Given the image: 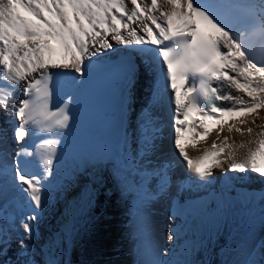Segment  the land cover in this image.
Masks as SVG:
<instances>
[{"label":"snow or ice","instance_id":"6c2138e0","mask_svg":"<svg viewBox=\"0 0 264 264\" xmlns=\"http://www.w3.org/2000/svg\"><path fill=\"white\" fill-rule=\"evenodd\" d=\"M130 3L129 8L125 0H0V199L6 201L0 207V257H7L0 264H64L62 248L75 227L65 224L38 253L36 233L52 200L57 145L77 117L82 77L115 46L130 49L122 62L126 103L134 100L136 59L152 76L151 92L137 115L131 144L125 133L122 149L86 164L98 171L107 167L124 190L137 192L134 217L143 254L153 253L147 206L167 196L173 185L183 186L179 161L188 176L202 180L215 178L213 169L225 162L222 174H237L231 179L244 181L250 173L264 179V127L256 147L239 160L234 151L225 152L231 148L227 137L195 159L184 144L186 138L206 140L225 125L229 131H253L237 125L248 123L249 116L255 123L264 109V0ZM166 96L174 105L173 155L164 149ZM90 180L103 183L97 172ZM257 198L261 209L247 212L245 240L236 245L243 257L230 250L224 264H264V192L253 194L250 207ZM8 203L21 209L18 225ZM13 231L18 232L15 259L8 257ZM178 238L169 227L168 241L175 244ZM146 264L179 262L164 258Z\"/></svg>","mask_w":264,"mask_h":264},{"label":"bare ground","instance_id":"6f19581e","mask_svg":"<svg viewBox=\"0 0 264 264\" xmlns=\"http://www.w3.org/2000/svg\"><path fill=\"white\" fill-rule=\"evenodd\" d=\"M125 3L128 6L130 0H125ZM147 3L150 4V0ZM142 74V77H152L144 71L143 65ZM225 91H231L232 95H239L235 90L225 89ZM165 98L168 100L167 96ZM167 104L169 107L167 111L173 114L174 105L168 102ZM223 104L231 105L232 101H223ZM253 119V116H249L247 117L248 123L237 125L241 129L252 128L251 133L246 130L243 132L229 131L228 126L225 125L223 132L215 129L206 140L199 138L195 141L187 140L184 144L188 155L195 159L201 156L205 149L211 150L214 141L219 144L227 137V143L231 145V148H226L225 152L234 151L236 159L239 160L246 155L249 148L256 147V141L260 138L259 134L264 127V109L259 110V116L255 123L252 122ZM133 120L132 117L126 119L125 130L132 128ZM165 132L167 138L164 139V148L165 146L172 147L173 129L171 123H166ZM241 144L244 145L243 148L239 147ZM221 159L223 160V156ZM86 161L84 159L79 162L67 161L54 168L55 187L51 203L45 213L46 218L43 217L42 220L44 223L36 243L37 252L41 246H46V242L58 229L63 230L64 225L69 223L75 227V232L72 234V239H68L62 248L60 258L64 264H146L149 259H164L162 254L165 250H169L166 259L177 261L179 264H224L225 260L229 259L226 253L236 249V245L242 244L245 240L244 223L249 202L233 200L230 196L227 203L224 197L220 199L219 214L214 212V218L208 214L207 222H202L185 235L179 233L178 240L173 244L167 239V226L171 225L170 222H177V220L173 219L164 209L163 202L166 199L164 197L161 201L158 198L148 204L151 205V210H147V212L153 253L151 256L145 255L140 248L141 240L137 235V221L134 217L137 192L131 188L124 190L114 176L109 177L107 167L98 171L91 164H86ZM183 165L185 166L184 162ZM222 169L227 171V162L222 165V168H214L215 178L203 180L200 188H213L212 185L207 184L213 179H219L223 175ZM93 172L102 175L103 183H93L90 180ZM231 176H235V173H231ZM190 177L200 179L194 176ZM239 181L236 179L231 186H237ZM243 182L249 187L255 188V185H251L252 182L248 180ZM172 189L174 191L178 187L173 185ZM116 190L117 192H115ZM234 193L236 194L237 191ZM178 196L184 197L181 193H178ZM110 198L112 199L111 208ZM168 202L170 207L172 200H168ZM5 203L4 199H0V207H3ZM8 204L13 208L8 206L7 211L15 216L18 225L20 214L15 211V204ZM258 207L254 204L252 212L258 214L260 210H254ZM213 210L215 209L213 208ZM92 222L100 224L94 226ZM11 235L13 243L10 247L12 251L16 252L18 232L13 231ZM256 239H250L249 243L254 244ZM236 250L241 252L242 258V250ZM128 251L131 252L130 256H127ZM37 259H39L38 255Z\"/></svg>","mask_w":264,"mask_h":264},{"label":"rangeland","instance_id":"374dc122","mask_svg":"<svg viewBox=\"0 0 264 264\" xmlns=\"http://www.w3.org/2000/svg\"><path fill=\"white\" fill-rule=\"evenodd\" d=\"M115 183L117 184L118 182L116 181ZM115 192H117V190H116ZM115 192H114V193H115ZM109 194H112V193L109 192ZM111 207H112V199L110 198V208H111ZM109 219H110V217H109ZM107 222H109L108 219H107ZM92 224H94V226H95V225H96V226H99L100 223H99V222H92ZM71 237H72V236H71ZM71 237H70L69 239H72ZM38 243H39V242H38ZM40 243H41V242H40ZM40 243H39V244H40ZM41 245H43V244H41ZM41 247H42V246H41ZM13 251H14V250H13ZM38 252H39V251H38ZM38 252H37V253H38ZM160 252H161V250H160ZM14 253L16 254L17 251H16V252L14 251ZM130 254H131V252L128 251L127 256H130ZM38 256H39V255H38ZM143 257H144V256H143Z\"/></svg>","mask_w":264,"mask_h":264}]
</instances>
